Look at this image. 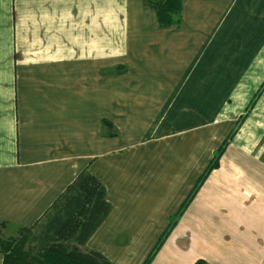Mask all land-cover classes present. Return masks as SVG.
Instances as JSON below:
<instances>
[{
	"label": "crops",
	"instance_id": "crops-1",
	"mask_svg": "<svg viewBox=\"0 0 264 264\" xmlns=\"http://www.w3.org/2000/svg\"><path fill=\"white\" fill-rule=\"evenodd\" d=\"M181 10L0 0V222L30 228L85 170L110 211L84 247L110 264L171 222L148 264H264V0Z\"/></svg>",
	"mask_w": 264,
	"mask_h": 264
},
{
	"label": "trees",
	"instance_id": "trees-1",
	"mask_svg": "<svg viewBox=\"0 0 264 264\" xmlns=\"http://www.w3.org/2000/svg\"><path fill=\"white\" fill-rule=\"evenodd\" d=\"M182 2L183 0H143V9L154 13L160 27L168 28L180 24ZM121 68L116 70L120 71ZM103 124L106 134H115L112 124L105 120ZM221 151L222 147L206 166L178 213L185 208L202 178L218 164ZM104 196L105 186L94 175L85 170L79 172L74 181L66 186V190L45 212L42 220L30 228H22L31 229L37 226L36 233L27 241L28 249L21 243L5 245L0 241L3 264H110L100 253L84 247L85 241L110 211V204ZM172 225L173 222L166 227L143 264L150 262ZM0 226L7 225L0 222ZM194 264L206 263L199 260Z\"/></svg>",
	"mask_w": 264,
	"mask_h": 264
},
{
	"label": "rangeland",
	"instance_id": "rangeland-1",
	"mask_svg": "<svg viewBox=\"0 0 264 264\" xmlns=\"http://www.w3.org/2000/svg\"><path fill=\"white\" fill-rule=\"evenodd\" d=\"M36 227H32L31 229H14L8 226H0V241L4 242L5 245H19L21 243L25 249H28L29 245L27 241L36 233Z\"/></svg>",
	"mask_w": 264,
	"mask_h": 264
}]
</instances>
